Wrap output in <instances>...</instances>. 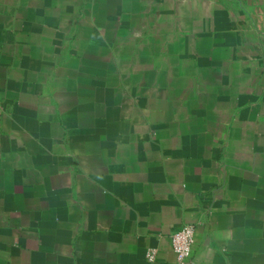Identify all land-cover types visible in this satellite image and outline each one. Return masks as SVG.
<instances>
[{
    "label": "crops",
    "instance_id": "crops-1",
    "mask_svg": "<svg viewBox=\"0 0 264 264\" xmlns=\"http://www.w3.org/2000/svg\"><path fill=\"white\" fill-rule=\"evenodd\" d=\"M190 223L264 264V0H0V264H177Z\"/></svg>",
    "mask_w": 264,
    "mask_h": 264
},
{
    "label": "built area",
    "instance_id": "built-area-1",
    "mask_svg": "<svg viewBox=\"0 0 264 264\" xmlns=\"http://www.w3.org/2000/svg\"><path fill=\"white\" fill-rule=\"evenodd\" d=\"M195 226L193 224H185L172 233L171 243L172 249L176 255L177 264H187L190 256L192 245L194 243ZM156 250L148 249L146 255L149 261L155 258Z\"/></svg>",
    "mask_w": 264,
    "mask_h": 264
}]
</instances>
